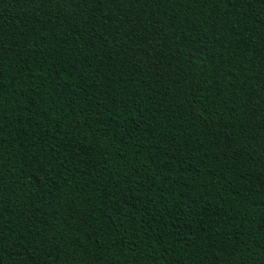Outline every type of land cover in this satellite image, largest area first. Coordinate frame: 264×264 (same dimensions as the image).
Here are the masks:
<instances>
[{"label": "trees", "instance_id": "trees-1", "mask_svg": "<svg viewBox=\"0 0 264 264\" xmlns=\"http://www.w3.org/2000/svg\"><path fill=\"white\" fill-rule=\"evenodd\" d=\"M0 264H264V0H0Z\"/></svg>", "mask_w": 264, "mask_h": 264}]
</instances>
